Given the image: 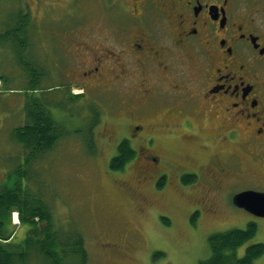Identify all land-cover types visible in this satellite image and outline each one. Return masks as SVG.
I'll return each mask as SVG.
<instances>
[{"label": "flooded vegetation", "instance_id": "flooded-vegetation-1", "mask_svg": "<svg viewBox=\"0 0 264 264\" xmlns=\"http://www.w3.org/2000/svg\"><path fill=\"white\" fill-rule=\"evenodd\" d=\"M57 2L67 19L73 6L81 9L63 35L51 37L59 121L48 107L60 135L69 134L64 123L75 108L93 110L82 139L94 151L99 124L110 122L93 105L101 102L119 119L110 123L126 129L116 147L127 140L135 150L118 172L134 168L152 185L159 179L157 189L173 174L179 188L198 189V205L229 192L236 207L237 192H264V0ZM35 92L17 99L22 126L32 121L29 107L44 103ZM180 136L193 145L190 154L166 156L161 139Z\"/></svg>", "mask_w": 264, "mask_h": 264}, {"label": "rangeland", "instance_id": "rangeland-1", "mask_svg": "<svg viewBox=\"0 0 264 264\" xmlns=\"http://www.w3.org/2000/svg\"><path fill=\"white\" fill-rule=\"evenodd\" d=\"M76 7L68 10L73 15L67 19V11L57 0H0V186L19 178L24 188L44 198L63 227L67 223L76 226L85 239L88 264H197L210 254V234L243 228L249 221H255L258 231L239 246L238 256L251 243H264V217L234 207L229 192L213 198L207 195L198 205L194 203L200 195L198 189L189 185L179 188L173 174L168 185L157 189L159 179L152 185L151 177L137 178L134 168L126 173L110 170V158L115 156L116 144L126 129L110 123L119 119L106 114L101 102L93 105L102 121L110 122L99 124L94 151L82 139L96 118L93 110L75 108L64 123L69 134L50 151L27 159V150L12 137L13 129L24 121L17 99L35 86L59 121L57 97L61 90L55 84L51 37L63 35L72 18L80 16L81 9ZM16 8L30 10L33 28L28 30L29 49L22 56L14 43L4 40L7 30L16 33L11 18ZM41 70L48 75L42 78ZM102 125L107 131H102ZM179 139H161L166 156L181 159L190 154L193 145L183 136ZM197 210L193 223L191 218ZM162 217L170 223H164ZM11 218L13 240L21 242L29 227L19 221L17 212ZM253 262L264 264V255Z\"/></svg>", "mask_w": 264, "mask_h": 264}, {"label": "trees", "instance_id": "trees-1", "mask_svg": "<svg viewBox=\"0 0 264 264\" xmlns=\"http://www.w3.org/2000/svg\"><path fill=\"white\" fill-rule=\"evenodd\" d=\"M28 11L14 9L11 18L12 24L17 26L16 33L8 30L4 32V40L14 43L20 56L23 46L29 44L28 26L32 21ZM46 75L48 74L44 73V77ZM36 89L32 86L30 90ZM42 99L44 100L41 102L44 103L39 106L40 109L29 107L31 108L29 117L32 121L25 126L16 127L12 132V137L27 150L26 154H29L27 159L50 151L63 136L59 135L61 133L58 129L59 123L50 113L46 99L43 97ZM116 148L117 154L111 158L109 169L123 171L127 163L133 159L135 150L130 147L127 140L121 141ZM13 212H17L19 221L29 227L21 242L13 240L15 233L11 218ZM198 214L194 212L192 215L193 223ZM162 221L170 223L165 217H162ZM67 224L63 227L56 221L44 198L24 188L19 178L8 186H0V264H88L90 258L84 237L76 226ZM257 231L255 221H249L243 228H228L210 234L207 238L210 254L197 264H254L256 258L264 255L263 242L251 243L240 256L237 249L250 240Z\"/></svg>", "mask_w": 264, "mask_h": 264}, {"label": "water", "instance_id": "water-1", "mask_svg": "<svg viewBox=\"0 0 264 264\" xmlns=\"http://www.w3.org/2000/svg\"><path fill=\"white\" fill-rule=\"evenodd\" d=\"M233 203L255 217H264V192L262 191L248 189L237 192L233 196Z\"/></svg>", "mask_w": 264, "mask_h": 264}]
</instances>
